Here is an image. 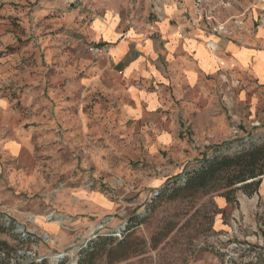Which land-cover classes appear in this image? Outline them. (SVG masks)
I'll return each mask as SVG.
<instances>
[{
	"label": "rangeland",
	"instance_id": "rangeland-1",
	"mask_svg": "<svg viewBox=\"0 0 264 264\" xmlns=\"http://www.w3.org/2000/svg\"><path fill=\"white\" fill-rule=\"evenodd\" d=\"M42 1L0 0V65L14 70L13 77L1 76V89L7 86L3 92L12 94L16 110L30 120L27 142L34 150L27 187L11 185L0 175V264H79L86 257L83 251L101 237L109 239L107 250L125 240L128 257L116 264H244L250 259L264 264V199L260 203L238 191L232 205L221 209L219 199L230 189L173 197L185 185V162L166 156L148 160L139 140L119 135L117 124L100 122L101 96L87 110L93 119L90 144L54 141L32 131L44 127L39 104L59 88L53 86L54 74L43 70L50 64L44 58L41 28L36 20L28 27L37 16L30 11ZM189 8L185 21L190 27L206 33L221 28L215 34L236 37L246 34L251 19L261 20L264 0H189ZM207 15L214 20L207 21ZM257 117L263 119L262 127L240 124L235 139L210 144L198 160L211 157L218 147L220 156L234 157L264 144V115ZM84 150L93 152L94 165L89 167L90 161L81 157ZM55 158L58 169L59 164L50 162ZM78 190L101 194L96 201L103 195L112 202L111 211L78 202ZM63 254L65 259L53 263L54 256ZM92 264H109L105 249H98Z\"/></svg>",
	"mask_w": 264,
	"mask_h": 264
},
{
	"label": "crops",
	"instance_id": "crops-1",
	"mask_svg": "<svg viewBox=\"0 0 264 264\" xmlns=\"http://www.w3.org/2000/svg\"><path fill=\"white\" fill-rule=\"evenodd\" d=\"M189 9V0L40 2L30 11L37 16L28 27L36 20L41 28L50 64L43 70L54 74L53 86L59 88L39 104L44 127L32 131L54 141L90 144L93 119L87 110L101 96V123L117 124L119 135L139 140L148 160L166 156L185 162L187 173L200 166L207 146L235 139L240 124L262 127L257 116L264 115V13L258 22L250 20L245 35L224 37L190 27L185 21ZM91 47L104 51L97 55ZM11 71L0 65V175L24 188L34 153L27 142L31 122L16 110L12 94L3 92L7 86L1 89V76L13 77ZM86 150L81 157L90 167L96 161ZM50 162L60 163L59 158ZM96 195L101 194L78 190L74 196L110 212L112 202L103 195L105 200L96 201ZM250 198L264 199V177ZM219 201L221 209L232 205L223 197Z\"/></svg>",
	"mask_w": 264,
	"mask_h": 264
},
{
	"label": "trees",
	"instance_id": "trees-1",
	"mask_svg": "<svg viewBox=\"0 0 264 264\" xmlns=\"http://www.w3.org/2000/svg\"><path fill=\"white\" fill-rule=\"evenodd\" d=\"M220 150L212 157H204L201 165L185 173V185L173 191L172 196L193 197L202 193L207 195L212 192H218L230 189L223 195L229 203L235 199L238 191L244 192L252 197L258 194L261 185V178L264 177V144L255 147L249 151H242L234 157H223L219 155ZM235 203L237 202L234 201ZM109 239L100 238L92 248V251L84 250L85 259H81L79 264H92L96 258L98 249H105L109 264L119 263L128 257L125 253V240L118 243L114 248L107 250ZM39 264H47L42 261ZM65 264V263H62Z\"/></svg>",
	"mask_w": 264,
	"mask_h": 264
},
{
	"label": "built area",
	"instance_id": "built-area-1",
	"mask_svg": "<svg viewBox=\"0 0 264 264\" xmlns=\"http://www.w3.org/2000/svg\"><path fill=\"white\" fill-rule=\"evenodd\" d=\"M206 20L207 21H211V20H214V17L213 16H210V15H207L206 16ZM219 31H222V29L221 28H213V32L214 33H219ZM91 52H93V53H95V54H101L103 51H104V49L103 48H99V47H91L90 49H89ZM254 259V258H253ZM253 261L254 260H244V264H254L253 263ZM246 262V263H245Z\"/></svg>",
	"mask_w": 264,
	"mask_h": 264
},
{
	"label": "bare ground",
	"instance_id": "bare-ground-1",
	"mask_svg": "<svg viewBox=\"0 0 264 264\" xmlns=\"http://www.w3.org/2000/svg\"><path fill=\"white\" fill-rule=\"evenodd\" d=\"M62 256V255H61ZM60 256V257H61ZM59 256H54L53 258H52V261H53V263H56L58 260H59V258H60Z\"/></svg>",
	"mask_w": 264,
	"mask_h": 264
},
{
	"label": "water",
	"instance_id": "water-1",
	"mask_svg": "<svg viewBox=\"0 0 264 264\" xmlns=\"http://www.w3.org/2000/svg\"><path fill=\"white\" fill-rule=\"evenodd\" d=\"M65 257H66V254H63L59 259H65ZM74 264H76V263H74Z\"/></svg>",
	"mask_w": 264,
	"mask_h": 264
}]
</instances>
